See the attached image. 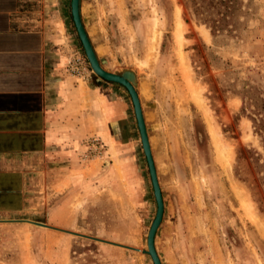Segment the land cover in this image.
<instances>
[{
  "label": "rangeland",
  "instance_id": "obj_1",
  "mask_svg": "<svg viewBox=\"0 0 264 264\" xmlns=\"http://www.w3.org/2000/svg\"><path fill=\"white\" fill-rule=\"evenodd\" d=\"M105 1L123 27V64L113 67L135 72L145 108L164 204L155 236L161 264H264V171L254 160L249 165L237 159L240 148L263 153L246 116L251 108L243 114L241 107L242 97L264 96V0H236L227 27L215 34L185 9L184 0ZM156 30L161 38L149 64ZM187 77L205 110L192 99ZM135 151L138 179L132 192L121 183L98 191L88 203L76 196L70 205L73 229L50 223L68 178L53 186L45 170L30 187L27 225H0V264H152L142 251L156 205L138 135ZM96 158L94 173L103 166ZM108 163L97 170L98 178ZM114 169L123 180L119 161Z\"/></svg>",
  "mask_w": 264,
  "mask_h": 264
},
{
  "label": "crops",
  "instance_id": "obj_2",
  "mask_svg": "<svg viewBox=\"0 0 264 264\" xmlns=\"http://www.w3.org/2000/svg\"><path fill=\"white\" fill-rule=\"evenodd\" d=\"M80 15L101 67L123 72L113 67L123 64L124 41L122 21L110 3L81 0ZM73 54L87 63L70 0H0V225H27L30 187L48 169L53 186L68 178L50 221L64 229L77 225L70 209L76 196L88 203L98 191L121 183L132 192L137 182L133 153L137 135L140 139L124 88L93 73L72 75ZM92 139L103 147L99 171L109 162L102 178L98 169L87 173L97 159L84 158ZM116 161L123 180L114 169Z\"/></svg>",
  "mask_w": 264,
  "mask_h": 264
},
{
  "label": "water",
  "instance_id": "obj_3",
  "mask_svg": "<svg viewBox=\"0 0 264 264\" xmlns=\"http://www.w3.org/2000/svg\"><path fill=\"white\" fill-rule=\"evenodd\" d=\"M80 4H81V0H70V14H71V19H72L77 37L82 46L84 55L86 57L87 63L92 73L104 81L115 83V84L122 86L127 91L130 97V100H131L133 113L135 116L137 129L139 132L140 145H141L142 152L145 157L146 164H147L148 174L150 177V182H151V186L153 190V197H154V201L156 205L155 216L151 222L150 228L147 233L146 250L142 251V253L150 257L152 264H161V261L155 249V236H156V232L163 218L164 204H163L162 193L160 190L158 177H157V173H156V169H155V165L153 161V156L151 153L149 138H148V134H147L146 126H145V121L143 118L140 100L138 97V93L135 89L136 75L131 70H124L123 72L119 74L110 73V72L105 71L101 67L99 60L95 54V51L86 34L84 26L82 24L81 15H80ZM29 223L37 227H41V228L46 227L44 223L31 222V221H29ZM47 228L50 229L51 227H47ZM52 229H55V228H52ZM55 230L62 231L64 233H70L64 230H59V229H55ZM82 237H85L93 241H100L101 243L106 242L104 240H100L95 237H88V236L86 237L83 235ZM107 243L111 245H117L119 247L121 246L115 243H110V242H107ZM121 247L124 249L137 251V249H134L131 247H127V246H121Z\"/></svg>",
  "mask_w": 264,
  "mask_h": 264
},
{
  "label": "trees",
  "instance_id": "obj_4",
  "mask_svg": "<svg viewBox=\"0 0 264 264\" xmlns=\"http://www.w3.org/2000/svg\"><path fill=\"white\" fill-rule=\"evenodd\" d=\"M235 3L236 0H184L185 9L199 17L212 34L227 27V20L233 13ZM250 108L251 111L246 116L252 123L253 133L259 138L263 153L240 148L237 159L246 160L249 165H252L254 160V167L264 171V96L256 99L242 97L241 112L246 114Z\"/></svg>",
  "mask_w": 264,
  "mask_h": 264
},
{
  "label": "built area",
  "instance_id": "obj_5",
  "mask_svg": "<svg viewBox=\"0 0 264 264\" xmlns=\"http://www.w3.org/2000/svg\"><path fill=\"white\" fill-rule=\"evenodd\" d=\"M68 71L72 75L75 76H85L89 73H92L91 70L88 68V64L85 62V60L82 58V56H79L77 54H73L69 63H68ZM102 150L103 147L101 146L100 142L97 139H92L88 142L87 146V153L84 158L87 159H93L96 157H102Z\"/></svg>",
  "mask_w": 264,
  "mask_h": 264
},
{
  "label": "bare ground",
  "instance_id": "obj_6",
  "mask_svg": "<svg viewBox=\"0 0 264 264\" xmlns=\"http://www.w3.org/2000/svg\"><path fill=\"white\" fill-rule=\"evenodd\" d=\"M156 27H157V25L155 26V29H156ZM180 32V33H179ZM179 32H177V35H178V40L179 41H182V39H181V32L182 31H179ZM160 38H161V36H160V34H159V31L158 30H156L155 31V37H154V47H153V49H152V51H153V53L151 54L152 56H151V58L149 59V64L150 63H152L153 61H154V59H155V57H156V53H157V48H158V44H159V42H160ZM149 64H147V65H149ZM187 81H188V85H189V87H190V91H191V97H192V99L193 100H195L198 104H199V106L201 107V108H203L204 110H205V108L203 107V104L202 103H204L203 102V100H202V98H201V96H199L198 95V92L195 90V87L196 86H194L193 84H192V81H191V78L190 77H187ZM213 136H214V138H215V140H216V143H217V147H218V149L220 150V152H225V148H224V146H223V144H222V141H221V136H220V134H218L217 132H215L214 130H213ZM213 136H212V138H213ZM214 140V141H215ZM108 165H109V163H108ZM91 169V168H90ZM92 172V170H88V172L87 173H91ZM248 210V209H247ZM47 227V226H46ZM74 235H77V236H79L78 234H74ZM117 246V245H116Z\"/></svg>",
  "mask_w": 264,
  "mask_h": 264
}]
</instances>
